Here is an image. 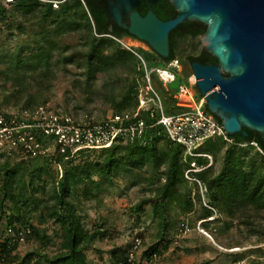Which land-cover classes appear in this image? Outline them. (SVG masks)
I'll use <instances>...</instances> for the list:
<instances>
[{
	"label": "trees",
	"instance_id": "16d2710c",
	"mask_svg": "<svg viewBox=\"0 0 264 264\" xmlns=\"http://www.w3.org/2000/svg\"><path fill=\"white\" fill-rule=\"evenodd\" d=\"M11 5L12 12L0 0V29L24 36V44L0 50V110L44 105L95 121L111 114L135 112L144 70L139 56L121 43V34L112 30L107 0H13ZM73 34L79 36L78 41H64ZM198 34L188 30L176 34L166 61L176 58L181 36ZM134 50L142 56L151 53L141 46ZM200 52L181 54V74L191 68V61L201 59ZM60 74L70 84L62 106L49 102L53 94L50 86ZM158 81L166 112L182 111V107L174 105L172 94L176 89L167 90L159 78ZM29 83L31 88L27 87ZM144 116L148 124L141 136L132 141L118 140L105 148L83 149L73 155L58 150L26 155L0 149V222L5 217L6 229L12 233L0 241V264H28L31 255L47 264H88L86 250L95 247L106 231L104 225L88 226L80 203L96 199L102 191L115 186L120 177L128 182L127 188L149 185L152 194L143 197L134 210L152 205L160 241L171 226V207L179 205L189 213L195 199L202 206L200 219L223 214L228 217L223 229H235L238 238L245 240L264 234V169L248 158V152H242L240 144L255 140L264 156L258 132L246 129L247 137L232 135L237 142L234 144H227L220 136L204 140L196 150L212 155L209 165L207 156L187 154L183 145L169 139L163 126ZM48 138L43 137V141L49 142ZM93 154L92 159L77 161L78 156ZM195 167L200 169L189 175L200 180L207 200L202 198L199 183L186 177V171ZM50 220L57 227L56 234H41L38 226ZM212 221L219 222L221 218L216 216ZM137 236L142 238V246L146 245L143 235L135 233L125 247L114 250L116 264L127 261ZM31 237L39 245L19 256V245ZM54 239H58L59 247L50 253L47 248ZM157 243L137 254L138 264L156 260L160 255Z\"/></svg>",
	"mask_w": 264,
	"mask_h": 264
},
{
	"label": "rangeland",
	"instance_id": "374dc122",
	"mask_svg": "<svg viewBox=\"0 0 264 264\" xmlns=\"http://www.w3.org/2000/svg\"><path fill=\"white\" fill-rule=\"evenodd\" d=\"M12 1L2 0L8 10H11L10 12L13 11ZM53 6L56 8L58 5L53 4ZM78 38L77 34H73L66 37L64 41L75 42L79 40ZM123 40L130 45H136L137 47L135 48L137 49L138 46L142 47L143 45L140 42L134 43L128 38H123ZM178 40L179 36L177 37ZM22 44H24V36H20L17 33L11 35L9 32L0 29V50L20 47ZM144 46L146 50H150L151 52L142 53L149 68L164 67L172 69L165 58L152 50L150 46ZM202 47L203 43L200 34L181 36L175 50L176 58L181 60V54H185L186 52L198 54ZM180 66L181 71H183L184 65L181 62ZM189 73H192V68H188L186 74L177 72L176 80L169 82L168 87L178 89L180 83H187V75ZM152 83L156 90L161 93V86L155 72L152 74ZM30 85V83L27 84V87L31 88ZM50 88L53 94L49 102L62 106L64 93L70 88L67 77L60 74L54 85H51ZM194 88L196 94L200 95L198 89L195 86ZM99 105L103 106V103L101 102ZM107 110L109 111V108ZM241 146L242 152H248V158L255 161L258 166L264 169V156L260 153L261 151L253 145ZM94 157L95 154L92 156H78L77 161L92 159ZM58 170L60 178L62 176V168L60 167ZM127 186L128 182L124 178H116L115 186L102 191L99 197L94 200L80 203V212L84 214L88 226L93 228L104 225L106 231L105 237L96 240L95 247L86 250L88 264H116L113 256L114 250L119 247H125L135 233H141L145 238L146 245L142 246V250L159 241L157 246L160 255L156 258L155 264H200L204 261H208V264H264L263 233L255 234V237L245 240L242 237L238 238L235 229L228 231L223 229V222L228 218L223 214H215L207 219H200L202 206L196 199L193 211L189 213L182 211L179 205L171 207L168 214L171 226L160 241L156 237L158 228L152 211V205L146 204L142 210H134V206L143 197L152 194L148 189L149 185L140 184L128 188ZM194 193L193 191L191 194L193 197H195ZM204 193L202 198L207 200L206 193L205 195ZM216 216L220 217L221 221H212ZM206 220L210 221L207 225H204V221ZM33 222L35 225L38 224L36 218L33 219ZM0 223L1 241L12 233H9L6 229L8 222L5 217L1 219ZM38 228L41 234L46 232L52 236L57 232V227L52 220L45 225H39ZM37 245H39L37 239L31 237L21 243L16 252L19 256H23ZM58 247L59 241L58 239H54V242L48 245L47 250L50 253H54L58 250ZM28 264L47 263L43 259L31 255L28 258Z\"/></svg>",
	"mask_w": 264,
	"mask_h": 264
},
{
	"label": "water",
	"instance_id": "95a60500",
	"mask_svg": "<svg viewBox=\"0 0 264 264\" xmlns=\"http://www.w3.org/2000/svg\"><path fill=\"white\" fill-rule=\"evenodd\" d=\"M139 2L108 0V15L165 59L170 56L169 35L174 28L183 21L207 25L201 41L218 63L191 62L196 87L229 134L247 137L250 129L264 143V0H171L179 13L166 20L152 7L141 15Z\"/></svg>",
	"mask_w": 264,
	"mask_h": 264
},
{
	"label": "built area",
	"instance_id": "2783aa9c",
	"mask_svg": "<svg viewBox=\"0 0 264 264\" xmlns=\"http://www.w3.org/2000/svg\"><path fill=\"white\" fill-rule=\"evenodd\" d=\"M119 40L139 56L144 70V83L139 90V104L135 112L111 114L101 121H95L56 112L44 105L34 109H2L0 149L10 153L19 151L26 155L53 150L73 155L83 149L105 148L118 140L132 141L141 136L148 124L145 114L156 125L164 127L172 142L183 145L187 154L207 156L209 165L213 162L212 155L196 150L204 140L220 136L226 143H237L216 114L209 110L205 96L196 94L194 86L196 87L197 79L193 73L187 77V83L179 84L178 89L172 94L174 105L182 107L183 110L176 113L166 112L163 99L152 83V74L155 72L163 87L168 90V83L176 80V73L181 71L178 58L168 62L171 70L164 67L149 68L145 58L134 50L136 45L128 44L123 38ZM43 137H49V142L45 143ZM240 144L253 145L261 151L259 143L255 140ZM199 169L195 167L187 170L186 177L196 180L203 193L204 188L200 180L189 175V172ZM141 246L142 238L137 236L128 253L127 261L120 264H138L137 254L142 250ZM154 262V259H151L147 264Z\"/></svg>",
	"mask_w": 264,
	"mask_h": 264
},
{
	"label": "flooded vegetation",
	"instance_id": "af4514ba",
	"mask_svg": "<svg viewBox=\"0 0 264 264\" xmlns=\"http://www.w3.org/2000/svg\"><path fill=\"white\" fill-rule=\"evenodd\" d=\"M150 7H152L153 11L156 13V15L159 18L164 19V20L174 18L179 13V11L175 7V5L171 2V0H156V2L152 5H150V3L147 0H140L137 6V9L139 13L144 16L148 13ZM160 13L163 14V16H161ZM125 23L129 24L130 20L126 19ZM206 29H207V25L204 23L195 22V21H183L181 24H179L176 28H174L170 32V35H169L170 45L172 44V40L174 39V36H177L176 34L182 31L188 30L190 31V34L199 32V34L202 35L206 31ZM112 30H115L117 33L121 34L122 38H128V39L143 43L142 45L143 48H145L144 45L149 46V44L146 41L140 40L136 36L132 35L131 33H129V31L124 26L118 24L113 19H112ZM170 54H171V51H170ZM200 54H202L201 59L197 61H200L204 64H217L218 63L217 57L214 56L204 46L201 48ZM224 75L228 76L229 74L225 72Z\"/></svg>",
	"mask_w": 264,
	"mask_h": 264
},
{
	"label": "bare ground",
	"instance_id": "6f19581e",
	"mask_svg": "<svg viewBox=\"0 0 264 264\" xmlns=\"http://www.w3.org/2000/svg\"><path fill=\"white\" fill-rule=\"evenodd\" d=\"M131 41H133L134 43H138V42H139V41H138V42H137V41L135 42L134 40H131ZM140 43H141V42H140Z\"/></svg>",
	"mask_w": 264,
	"mask_h": 264
}]
</instances>
